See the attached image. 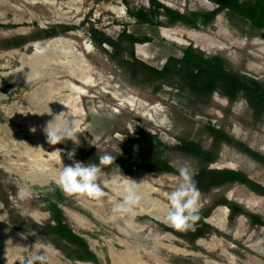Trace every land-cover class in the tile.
I'll return each mask as SVG.
<instances>
[{
	"label": "rangeland",
	"instance_id": "rangeland-1",
	"mask_svg": "<svg viewBox=\"0 0 264 264\" xmlns=\"http://www.w3.org/2000/svg\"><path fill=\"white\" fill-rule=\"evenodd\" d=\"M159 1L189 17L218 8L208 0L211 6L200 0ZM150 8V0H0V221L26 240L31 249L36 244L35 251H42L48 264H54L51 256L60 264L93 263L77 260L76 250L66 241L37 231L36 225L45 228L51 220V214L40 207L46 198L59 204L74 232L91 245L100 264H112L111 250L133 254L145 264H264V226L252 219L255 216L264 221V198L253 197L256 194L242 184L209 192L199 190V215L209 213L204 219L208 231L194 240L193 235L206 228L195 222L191 229L178 231L144 212V206L152 208L155 202L168 204L166 193L177 185L179 173H123L140 182L144 199L134 214L124 215L116 223L108 218L120 198L113 189L120 191L123 181L105 188L109 195L102 198L104 207L97 212L82 201L84 193L69 195L55 182L40 185L30 179L32 172L49 168L52 155L62 165L73 161L87 164L75 156L68 159L69 149L75 147L100 156L109 153L137 159L152 153L167 160L176 171L190 166L195 170L194 177L204 168L240 171L264 186V166L227 144L212 164L174 149L187 141L205 151L212 150L208 129L213 127L264 155V112L256 114L244 97L231 104L219 91L209 99L198 98L190 90L169 85L157 90L135 80L112 58L109 45L103 46L105 51L96 46L90 32L94 27L113 39L124 31L149 38V42L135 45L136 58L156 69H162L170 57L182 58L193 46L209 58H223L231 70L264 88V44H255L256 40L264 41V30L230 10L198 29L184 23L169 25L163 12L158 18L161 25L140 24L129 13ZM218 17L223 20V30L217 26ZM58 27H63L58 29L60 35L37 39L40 30ZM20 38L25 40L24 45L6 48L7 40ZM59 38L61 43L49 44ZM67 70L74 77L55 75ZM67 81L85 91L84 95L59 93V83ZM48 105L54 113L69 110L77 116L85 130L78 134L79 146L72 141L47 143L42 129L52 117L33 113L45 111ZM33 127L35 133L30 131ZM139 132L158 137L162 145L157 141L136 143ZM47 147L50 149L45 150ZM56 149L62 152H53ZM87 200L96 202L94 198ZM224 201L239 205L247 215L236 216L229 210L227 221L216 227L208 219ZM36 212L47 217L39 216L38 221L45 220L38 222L33 217ZM72 214L86 221L84 226ZM116 224L126 228L128 234ZM171 245L186 253L172 252L168 248Z\"/></svg>",
	"mask_w": 264,
	"mask_h": 264
},
{
	"label": "trees",
	"instance_id": "trees-1",
	"mask_svg": "<svg viewBox=\"0 0 264 264\" xmlns=\"http://www.w3.org/2000/svg\"><path fill=\"white\" fill-rule=\"evenodd\" d=\"M218 8L209 14H195L192 17L184 15L174 9L166 7L159 0H150V10L129 11L132 17L140 24L161 25L158 18L163 12L168 17L169 25L184 23L189 27L198 29L199 25H209L220 13L230 10L232 13L242 16L252 23L258 30H264V0H208ZM58 27L52 30H40L37 39H48L60 35ZM91 37L96 46L103 49L104 45L112 48L114 58L121 68L125 69L135 80H142L144 83L155 86L157 90L163 86H176L180 90H190L198 98L209 99L216 92H221L231 104H234L240 97H244L256 114L264 112V88L230 69L227 62L221 57L209 58L201 50L190 46L184 51L182 58L170 57L162 69L151 67L136 58L135 45L149 42V38H142L124 31L118 39H113L105 33L91 29ZM7 49L17 48L24 45L23 38L7 40ZM130 45V47L126 46ZM127 56V57H126ZM209 134L213 138L212 150L205 151L200 145L194 142L182 141V144L174 147L175 150L197 156L205 164H212L218 160L219 153L224 144H227L239 152L249 156L254 161L264 166V155L253 150L244 142L229 135L221 129L210 127ZM136 143L157 141L162 143L158 137L145 132H139ZM73 148H70L71 151ZM97 155L91 151L76 148L75 157L86 163H98ZM115 164L122 173L133 175L140 174H178L175 168L167 160H162L158 155L146 154L143 158H132L127 156L116 157ZM106 173H111L112 167L104 168ZM197 187L202 192H209L212 189L226 185L242 184L248 187L253 193L264 198V186L254 182L243 172L234 170H209L204 168L194 177ZM59 189L58 187H56ZM221 207L228 208L234 215L244 216L247 213L235 203L222 202ZM41 209L51 214L50 222L45 228L35 226L37 231L52 235L55 238L66 241L77 252L76 259L93 264H100L99 258L91 250L86 239L77 235L68 223L64 211L52 198H46L41 203ZM209 213L200 214L196 224L203 226L205 231L193 235L194 240L205 235L208 231L204 219ZM258 226H264V221L252 216ZM184 237V236H183ZM188 238L187 235H185Z\"/></svg>",
	"mask_w": 264,
	"mask_h": 264
},
{
	"label": "clouds",
	"instance_id": "clouds-1",
	"mask_svg": "<svg viewBox=\"0 0 264 264\" xmlns=\"http://www.w3.org/2000/svg\"><path fill=\"white\" fill-rule=\"evenodd\" d=\"M33 114H47L52 117L42 129L48 144L57 145L65 143V141H72L73 145L79 146L78 134L83 133L85 130L82 129L77 116L70 113L69 110L57 114L48 105L45 111ZM36 130L35 127L30 129L33 133ZM90 143L93 144V140ZM53 152H62V150L56 149ZM75 154L76 148L73 147L67 153L68 159L72 160ZM115 160L116 156L105 153L99 156L98 163L85 164L73 161L71 165H63L55 178V184L66 194L84 193L90 197L100 199L109 195L105 188L110 183L117 184L123 181L120 184L121 190L118 192L120 198L114 203L112 214L108 218L109 222L116 223L120 217L134 214L136 207L140 205L144 196L140 190V182L125 177L120 167L115 164ZM107 167H112L110 174L103 171ZM177 171L179 181L172 191L166 193L168 206L164 221L178 231H186L191 229L195 222L200 219V191L194 179V169L185 165L179 167ZM109 176L110 179H102V177ZM116 226L121 232L128 234L126 228L121 227L119 224H116ZM7 244L8 247H13L11 240L7 241ZM35 248L36 244L30 253L24 257L22 264H48V257L42 251H35Z\"/></svg>",
	"mask_w": 264,
	"mask_h": 264
},
{
	"label": "bare ground",
	"instance_id": "bare-ground-1",
	"mask_svg": "<svg viewBox=\"0 0 264 264\" xmlns=\"http://www.w3.org/2000/svg\"><path fill=\"white\" fill-rule=\"evenodd\" d=\"M200 1L205 2L207 5L211 6V3H209L206 0H200ZM217 26L219 29H222V30L224 28L223 27V20L220 17H218ZM61 42H62V40L59 38V39H54V40L50 41L49 44L54 45V44H59ZM255 44L256 45H262V44H264V41L263 40H256ZM40 45L41 44H37L36 46L40 47ZM262 53L264 54V52H262ZM55 73H56L55 75H57L58 77H60V76L63 77V75H67V74H68V76L70 75V77H74V74L68 70L64 71V72L58 71ZM50 75H52V74H50ZM76 80L85 81L83 79H76ZM57 89H58L59 93H61V92L63 93L65 91H68L71 93L84 95V92H85V91H82L81 89L77 88L74 84H72L69 81L59 83V86L57 87ZM47 149H50V147L45 148V150H47ZM43 154H41V155H43ZM54 157H53V155L50 157L49 165H47L49 167L48 169H44V171H41L40 173L39 172L38 173L32 172V174L30 175V179L34 184L49 185L50 183L55 182V178L58 176L59 171L61 170L63 165L60 164L59 161L55 160ZM26 177L28 178V176H26ZM113 190H114V193L116 195H118L119 190L118 189H113ZM252 196L257 198V199H263V198L258 197L256 195H252ZM87 197L93 198V197L88 196L87 194H84L82 201L85 202L86 205L88 204L91 208H93L97 212H101L102 208L104 207L102 198H100V199L94 198V199H96V202H92V201H88ZM111 202H115V201L111 200ZM167 206H168V204L161 203L158 201V202L153 203L152 208L151 207L147 208L146 206H144V212L146 214L153 215L154 217H156L157 219H159L160 221L165 223L164 216L166 214ZM228 211H229V209L226 207H221V208L219 207L216 211H214L212 216L208 219V222L213 224V225H216V226L224 224L227 221ZM34 215H35L34 218L36 220H37V218H39V216H43V218L47 217V215H42L40 213H35ZM72 218H74L76 221H78L83 226L86 223V221H84L80 216H78L76 214H72ZM165 224L170 226L167 223H165ZM168 237L174 238L175 240H177L173 236H168ZM9 240L12 241L13 247H11V246L8 247L7 241H9ZM91 243L93 245L95 244V242H91ZM15 246H19V247H15ZM168 248L176 254H185L186 253L185 250L177 248V247L172 246V245L168 246ZM31 250H32L31 246L29 245L28 242H26V240H23L17 232L10 229L3 221H0V264H16L18 262L22 263L24 257L27 254H29ZM111 251H112L111 252L112 264H145L141 261V259H139L137 256H134L133 254H129L126 252H125V254H123V253L121 254V253L116 252L115 250H111ZM50 258L54 264H60L59 262H57L54 259V257L51 256Z\"/></svg>",
	"mask_w": 264,
	"mask_h": 264
},
{
	"label": "flooded vegetation",
	"instance_id": "flooded-vegetation-1",
	"mask_svg": "<svg viewBox=\"0 0 264 264\" xmlns=\"http://www.w3.org/2000/svg\"><path fill=\"white\" fill-rule=\"evenodd\" d=\"M36 213H40V214H42V215H46V214H44V213H42V212H36ZM214 213V212H213ZM35 214V213H34ZM34 214H33V217H34ZM67 214H68V211H67ZM69 215V214H68ZM212 216V215H211ZM35 219V218H34ZM36 220V219H35ZM43 220H45V219H42V220H40V221H43ZM37 221V220H36ZM40 221H38V222H40ZM213 225V224H212ZM214 226H216V225H214ZM217 227V226H216ZM225 228V227H224Z\"/></svg>",
	"mask_w": 264,
	"mask_h": 264
},
{
	"label": "crops",
	"instance_id": "crops-1",
	"mask_svg": "<svg viewBox=\"0 0 264 264\" xmlns=\"http://www.w3.org/2000/svg\"><path fill=\"white\" fill-rule=\"evenodd\" d=\"M248 208L252 209L249 205H248ZM253 210V209H252Z\"/></svg>",
	"mask_w": 264,
	"mask_h": 264
},
{
	"label": "water",
	"instance_id": "water-1",
	"mask_svg": "<svg viewBox=\"0 0 264 264\" xmlns=\"http://www.w3.org/2000/svg\"><path fill=\"white\" fill-rule=\"evenodd\" d=\"M90 247H91V245H90ZM92 248V247H91Z\"/></svg>",
	"mask_w": 264,
	"mask_h": 264
}]
</instances>
